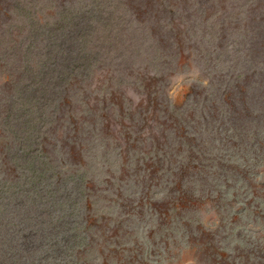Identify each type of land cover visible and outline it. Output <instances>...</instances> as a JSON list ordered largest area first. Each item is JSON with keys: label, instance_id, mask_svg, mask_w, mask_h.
Instances as JSON below:
<instances>
[{"label": "rangeland", "instance_id": "1", "mask_svg": "<svg viewBox=\"0 0 264 264\" xmlns=\"http://www.w3.org/2000/svg\"><path fill=\"white\" fill-rule=\"evenodd\" d=\"M0 264H264V0H0Z\"/></svg>", "mask_w": 264, "mask_h": 264}, {"label": "trees", "instance_id": "2", "mask_svg": "<svg viewBox=\"0 0 264 264\" xmlns=\"http://www.w3.org/2000/svg\"><path fill=\"white\" fill-rule=\"evenodd\" d=\"M88 209L90 210V209H91V206H90ZM96 209H98V207H97V208L95 207V210H96ZM100 213H101V211H100ZM108 228H109V226L107 225V229H108ZM114 229H115L114 227H110L109 231L107 232L108 236L110 235V232H112ZM111 230H112V231H111ZM114 233H116V234L113 235V236H114V237H117V236H118L117 231L114 232ZM115 248H117V247H115Z\"/></svg>", "mask_w": 264, "mask_h": 264}]
</instances>
